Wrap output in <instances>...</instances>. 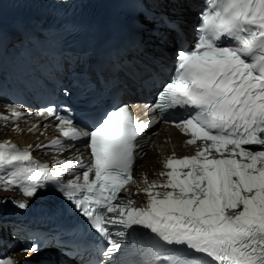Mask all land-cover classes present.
Returning a JSON list of instances; mask_svg holds the SVG:
<instances>
[{"label":"bare ground","instance_id":"bare-ground-1","mask_svg":"<svg viewBox=\"0 0 264 264\" xmlns=\"http://www.w3.org/2000/svg\"><path fill=\"white\" fill-rule=\"evenodd\" d=\"M36 1L37 0H0V19L3 16L4 7L9 8L17 6H27ZM1 42L2 36L0 35V43ZM7 77L8 75L0 77V160H5L9 156V152L14 149L12 147L6 148V145H12L16 142L10 134L12 129H16L17 133H19L18 138L21 141L20 145L27 147H31L35 140L43 138L41 133L44 130L42 129L40 133L39 126L31 127L32 122H26V119L23 118L24 112L22 110H16L14 114L11 113L10 101H8V99L4 96L3 93L8 90V85L5 84V80ZM164 137H172V142L165 141ZM11 138L13 140L9 142L8 139ZM182 139L183 137L173 128H164L162 133L153 136L152 146L148 149V154L141 163V171H143L145 175L149 178L155 177L156 172H159L162 168L160 164V158L162 156V153L171 151V147H175L176 144L180 145ZM57 154L58 153H53L51 159H59V162L61 164L62 162L70 161V159L73 157L72 154ZM47 156L48 155H45L44 157ZM11 190L12 189L10 188V186H8V184H6L0 178V192L15 193V191ZM252 196L254 200L258 201L264 206V199L261 197V193H253ZM3 227L8 231L10 235L13 234L9 226L4 225ZM12 238V242L7 244L8 256L7 258L0 259V264H16L17 259L23 256L20 251V247L18 245L16 246L15 244V242H17L16 237ZM0 254H2V252Z\"/></svg>","mask_w":264,"mask_h":264}]
</instances>
